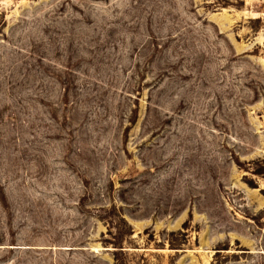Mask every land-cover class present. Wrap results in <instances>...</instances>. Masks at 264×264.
I'll return each mask as SVG.
<instances>
[{
  "label": "rangeland",
  "instance_id": "obj_1",
  "mask_svg": "<svg viewBox=\"0 0 264 264\" xmlns=\"http://www.w3.org/2000/svg\"><path fill=\"white\" fill-rule=\"evenodd\" d=\"M264 264V0H0V264Z\"/></svg>",
  "mask_w": 264,
  "mask_h": 264
},
{
  "label": "trees",
  "instance_id": "obj_2",
  "mask_svg": "<svg viewBox=\"0 0 264 264\" xmlns=\"http://www.w3.org/2000/svg\"><path fill=\"white\" fill-rule=\"evenodd\" d=\"M108 242H110L109 239H108ZM110 243L113 245V247L116 248L115 249V252H113V256H114L115 263L116 264H121V259L119 257V252H118V251H121V250H117V249H121L120 248L121 246L118 244L117 241L110 242Z\"/></svg>",
  "mask_w": 264,
  "mask_h": 264
}]
</instances>
